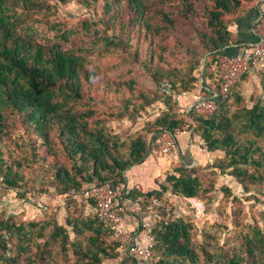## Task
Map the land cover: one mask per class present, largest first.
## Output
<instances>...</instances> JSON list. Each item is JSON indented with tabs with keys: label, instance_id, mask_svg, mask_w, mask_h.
I'll use <instances>...</instances> for the list:
<instances>
[{
	"label": "trees",
	"instance_id": "obj_1",
	"mask_svg": "<svg viewBox=\"0 0 264 264\" xmlns=\"http://www.w3.org/2000/svg\"><path fill=\"white\" fill-rule=\"evenodd\" d=\"M83 1L99 3L103 15L100 22L104 29L93 30L85 23L91 37L88 44L72 41V29L58 22L50 24L55 35L39 37L36 16L55 11L51 0H0L1 184L7 190L24 188L23 196L31 191L48 193L50 188L67 197L83 196L86 188L104 182L117 188L125 184V172L142 163L151 147L157 146L162 132H175L192 122L193 131L206 142L210 153H225L215 165L223 175L235 177L246 193L255 190L253 186L263 185L264 99L252 105L243 103L240 83L224 91L212 70L232 41L230 26L248 5L260 0ZM180 25L191 26L198 42L185 44L178 38L180 47L173 56H187L186 71L168 61L167 44L161 43L157 54L152 49L155 37L166 38ZM133 34L150 43L138 61L152 87L128 78L132 69L111 79L92 64L93 54L130 48ZM205 56L210 60L206 73L213 86L211 91L203 90L217 93V108L211 114L190 110L179 115L171 108L173 93L196 88V71ZM96 81L105 82L104 87L111 91L102 101L106 104L103 109L95 97H89ZM161 99L167 109L148 120L144 130L126 136L110 125L137 123ZM146 133L153 135L151 140ZM205 190L198 167L181 162L151 193L166 201V195L201 198ZM224 190L230 194L229 188ZM142 194L133 189L127 195L137 199ZM233 199L239 200L236 195ZM88 200L96 209V202ZM158 214L153 230L154 264H264V228L251 226L226 249L212 240L196 243L193 221L176 215L173 205L169 215L162 208ZM67 224L71 230L55 223L42 245L35 240L45 236L47 224L30 222L31 229L27 230L25 224H17L12 218H0V264H58L56 255L69 261L70 250L75 260L66 264H106L120 256L123 243L99 218L97 210L85 218L69 215ZM14 238L19 244L12 253ZM34 242L37 248L31 253ZM54 245L58 246L56 254Z\"/></svg>",
	"mask_w": 264,
	"mask_h": 264
},
{
	"label": "rangeland",
	"instance_id": "obj_2",
	"mask_svg": "<svg viewBox=\"0 0 264 264\" xmlns=\"http://www.w3.org/2000/svg\"><path fill=\"white\" fill-rule=\"evenodd\" d=\"M51 2L56 8L54 12H51L49 15L36 16L37 20L34 25L39 37L53 36L56 34L52 29L50 30V24L52 22L62 23L64 28L72 29V41L77 44H88L90 41L91 37L87 34L85 29L86 22L91 25L90 27L93 30H95L96 27L104 29V24L100 22L103 15L99 3L92 1L88 4L83 0H69L67 2L51 0ZM199 7L201 8V5H199ZM97 22L98 25H96ZM179 37L185 44L198 43L194 38V30L192 27L180 25L176 31L166 36V38L155 37L154 47L152 46V49L157 54V52L160 51V44H167L170 49L169 52L166 53L168 61H170L172 65L178 66L186 71L188 67L187 56L184 54L173 56V53L180 47L176 44ZM130 43L131 47L128 49L122 50L116 48L113 52L108 54L97 53L91 55L92 64L100 70L107 72L110 76L107 75L106 77L110 78L128 69H132L134 72L128 76V78L134 77L144 82L148 87H152L153 84L151 79L144 72L138 61V58L142 59L145 56L150 43L139 34H133ZM209 61L210 60L207 61L205 56L203 65L196 71V76L199 78L196 88L201 86L204 73L203 67H205L206 63ZM243 82L244 81L238 86V91L241 92L244 98L243 103L252 105L257 99H264L263 75H259L258 81L254 82L251 88L244 87ZM104 84L96 81L89 91V97H95L98 101V107L102 109L106 106L105 102H102L103 99L108 98L111 94L110 90H106ZM191 92L181 94L173 93L171 102L172 110L182 115L184 111H186L183 98L186 96L185 94L188 95ZM166 95H168V93H166ZM167 107L164 99H161L149 107L137 123L125 121L110 125L114 126L116 132L128 136L140 130H144L146 122L160 115ZM233 107L236 108L237 106L233 105ZM152 136V134L146 133V137L149 140L152 139ZM206 149L207 147L204 150L205 152ZM209 155L210 160L204 163H198L197 165L193 164L192 166L188 165L190 168L197 166L198 175L203 180L206 189L205 193L201 198L195 199L203 203L205 206V214L198 217L192 202L187 199V201H185L183 198H178L175 195H166V201L174 206L176 215L193 221L195 226L193 238L196 243L212 240L215 244L224 246L227 249L235 241L234 238L236 236L246 233L251 226L264 228V184L253 186L255 190L253 189V191L246 193L243 186L235 177L223 175L220 169L215 166L219 159L225 157V153L217 151L215 153H209ZM172 158L174 159V157ZM181 162L182 161L174 162L173 160L170 171L166 172L164 176H161V182L164 181L168 174L173 173L175 167ZM225 187L229 188L230 194L226 193L224 190ZM23 190H8L0 194V218H12L17 224H25L27 230L31 229L29 225L30 222H36L39 226L47 224L44 231L45 236L37 238L35 240L36 243L42 245L45 243L55 223L64 225L67 229L71 230L72 227L67 224L69 215L85 218L95 214L96 209L91 205L88 199L82 196V194H75L67 197L66 195L59 194L55 188H50L48 193L31 191L23 196ZM234 195L239 198L238 201L233 199ZM254 195L256 196L254 197ZM71 237L72 239L74 238L72 232ZM11 244L12 253H15L18 250L19 242L14 238ZM36 248L37 245L34 242L31 247V253L36 251ZM53 250L56 254L58 246L54 245ZM56 259L55 261L58 264H66L69 261L73 262L75 256L72 250H70L69 261L60 254L56 255ZM105 263L118 264L115 263V259L107 260Z\"/></svg>",
	"mask_w": 264,
	"mask_h": 264
},
{
	"label": "built area",
	"instance_id": "obj_3",
	"mask_svg": "<svg viewBox=\"0 0 264 264\" xmlns=\"http://www.w3.org/2000/svg\"><path fill=\"white\" fill-rule=\"evenodd\" d=\"M255 32L257 34L256 42L246 45L241 53L235 55L220 54L218 60L213 64V72L224 88L229 91L232 87L243 81V76L248 74L252 69L258 70L264 74V0L259 5V14L255 23ZM217 93L208 94L205 90L195 95L194 103L188 111L195 110L203 114H211L217 108ZM193 125L187 123L175 132H162L157 139L160 152L169 159L175 155L176 135L179 133H191L200 146L206 148V142L201 140L193 131ZM8 191L0 182V194ZM152 191H145L138 197V201L145 205L146 217L141 225V230L146 237V243H141L138 234L128 235L122 225V208L117 203L120 196V188H113L109 182L93 184L86 188L83 196L86 199L96 202V210L99 218L108 225L121 239L125 254L132 258L139 259L145 264H154L155 258L152 248L155 244L153 234L154 226L159 218V209H165L169 215L171 206L163 199L158 198ZM192 202L197 216L205 214V206L195 198H187ZM126 247V248H125ZM121 249V250H122Z\"/></svg>",
	"mask_w": 264,
	"mask_h": 264
},
{
	"label": "crops",
	"instance_id": "obj_4",
	"mask_svg": "<svg viewBox=\"0 0 264 264\" xmlns=\"http://www.w3.org/2000/svg\"><path fill=\"white\" fill-rule=\"evenodd\" d=\"M260 1L248 5L246 12L243 15L237 17L233 25L230 26L232 35L231 43L225 47L222 54L235 55L241 53L246 45L252 44L257 40V34L255 32V23L259 12ZM204 73L201 80V86L196 88L194 91L185 94L184 108L188 111L189 107L195 101V95L203 90V88L211 91L213 82L206 73V65L203 67ZM259 75H263L256 69H252L243 80L244 87L251 88L254 82H257ZM183 104V103H182ZM200 146L199 143L194 139L191 133H179L176 135V147L174 162L182 161L188 165H197L198 163H204L210 160L209 151ZM208 151V152H207ZM172 159H169L160 152L159 145L151 147L148 156L145 160L130 167L125 172V184L119 186L121 194L117 198V203L122 208V225L128 235L138 234L139 241L146 243V237L142 233L141 225L146 217L145 205L137 199H131L127 194L131 190L135 191H152L158 188V184L162 183L161 176H164L166 172L170 171ZM185 201L186 198H183ZM167 202V201H166ZM168 203V202H167ZM170 204V203H169ZM170 206H172L170 204ZM126 248V247H125ZM125 254V250H120V256L115 259V263L120 264H145L139 259L132 258Z\"/></svg>",
	"mask_w": 264,
	"mask_h": 264
}]
</instances>
